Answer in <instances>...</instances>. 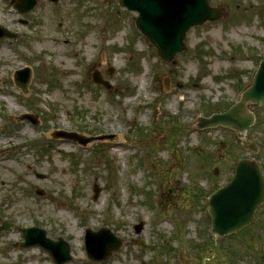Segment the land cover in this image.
I'll return each instance as SVG.
<instances>
[{"label": "rangeland", "instance_id": "1", "mask_svg": "<svg viewBox=\"0 0 264 264\" xmlns=\"http://www.w3.org/2000/svg\"><path fill=\"white\" fill-rule=\"evenodd\" d=\"M11 1L0 0V24L17 33L0 39V222L63 240L72 255L65 264H264V204L248 227L222 238L211 235L206 212L209 193L249 153L225 128L195 127L199 115L237 100L238 76L250 82L264 56V0H209L226 15L191 29L188 50L172 64L135 29L137 13L116 0H38L23 15ZM23 66L32 69L26 94L12 80ZM93 69L112 91L91 82ZM249 108L257 121L244 138L264 161V111ZM24 112L40 123L19 122ZM54 129L116 138L82 147L52 139ZM93 185L100 188L95 198ZM103 225L121 243L94 262L84 230ZM21 241L16 229L1 232L0 262L54 264L42 248ZM29 251L33 261L24 258Z\"/></svg>", "mask_w": 264, "mask_h": 264}, {"label": "water", "instance_id": "2", "mask_svg": "<svg viewBox=\"0 0 264 264\" xmlns=\"http://www.w3.org/2000/svg\"><path fill=\"white\" fill-rule=\"evenodd\" d=\"M21 5L16 6L19 12H26L33 8L36 0H19ZM130 10L138 11L135 20L136 27L145 35L147 40L156 48L159 57L170 62L177 52L185 50L183 42L185 32L193 25H199L205 20L218 19L223 9L212 8L207 0H118ZM15 35L0 26V37ZM112 70H109L111 72ZM31 70L22 68L15 73V84L27 91ZM91 78L95 83L102 84L106 89L112 86L103 80L100 73L94 70ZM264 105V58L261 60L254 75L253 81L240 95L239 100L223 113L212 114L208 118L198 119L199 127L225 125L234 128L237 132L244 131L254 122V116L247 108V103ZM31 120L36 123L35 116L23 114L20 119ZM53 138L73 139L86 143L96 137L85 138L75 132L55 130ZM252 151L254 145L248 146ZM264 179L255 161L241 159L235 169L230 182L215 191L209 199V215L211 231L216 236H223L238 231L253 220L256 208L264 200ZM98 189H95L97 192ZM11 224L3 223L0 231L8 229ZM14 226V225H12ZM140 226H136L139 231ZM25 242L24 246L39 244L49 251L57 264L70 259L68 246L59 243H50L44 239L45 232L37 228L21 229ZM120 246L108 228L103 227L97 232L87 230L85 249L88 258L101 260L108 258L112 251Z\"/></svg>", "mask_w": 264, "mask_h": 264}, {"label": "bare ground", "instance_id": "3", "mask_svg": "<svg viewBox=\"0 0 264 264\" xmlns=\"http://www.w3.org/2000/svg\"><path fill=\"white\" fill-rule=\"evenodd\" d=\"M24 258L27 261H32V259H33V252H27V253H25ZM37 258H39V256H37Z\"/></svg>", "mask_w": 264, "mask_h": 264}, {"label": "flooded vegetation", "instance_id": "4", "mask_svg": "<svg viewBox=\"0 0 264 264\" xmlns=\"http://www.w3.org/2000/svg\"><path fill=\"white\" fill-rule=\"evenodd\" d=\"M253 106H254L255 108H261L260 106H257V105H253ZM253 106H252V107H253ZM262 164H263V165H262V168H263V172H264V161H262Z\"/></svg>", "mask_w": 264, "mask_h": 264}]
</instances>
